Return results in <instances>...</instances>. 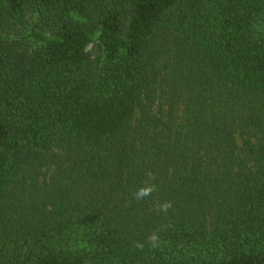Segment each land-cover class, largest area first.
<instances>
[{"label":"trees","instance_id":"trees-1","mask_svg":"<svg viewBox=\"0 0 264 264\" xmlns=\"http://www.w3.org/2000/svg\"><path fill=\"white\" fill-rule=\"evenodd\" d=\"M0 264H264V0H0Z\"/></svg>","mask_w":264,"mask_h":264},{"label":"clouds","instance_id":"clouds-1","mask_svg":"<svg viewBox=\"0 0 264 264\" xmlns=\"http://www.w3.org/2000/svg\"><path fill=\"white\" fill-rule=\"evenodd\" d=\"M153 191H155V185H147L139 188L134 195L137 200H140L150 196ZM171 207H172L171 201H166L163 204L158 205V210L161 212H167L168 209ZM151 240H152V247H156L158 244L159 237L155 232L152 234ZM134 246L137 248H142L143 244L137 241L135 242Z\"/></svg>","mask_w":264,"mask_h":264}]
</instances>
